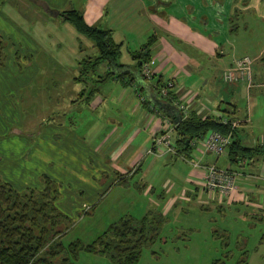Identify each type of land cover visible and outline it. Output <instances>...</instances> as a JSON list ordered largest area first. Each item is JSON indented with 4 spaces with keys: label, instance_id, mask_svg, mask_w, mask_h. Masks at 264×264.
<instances>
[{
    "label": "crops",
    "instance_id": "0c3cea01",
    "mask_svg": "<svg viewBox=\"0 0 264 264\" xmlns=\"http://www.w3.org/2000/svg\"><path fill=\"white\" fill-rule=\"evenodd\" d=\"M43 1L47 6L0 0V35L7 42L5 64L0 66V134L8 136L0 140V176L17 189L41 187L40 176L47 174L59 184L55 203L66 214L79 207L90 209L115 186L134 182L138 189L152 190L155 176L148 179V172L157 169L158 176L163 165L173 161L158 159L146 149L163 129L167 113L176 110L177 99L199 115L233 117L235 138L245 145L264 142V59L259 66L252 59V78L244 79L247 103L239 115L232 98L234 83L241 80L221 78L222 70L242 56L237 55L239 26L234 21L230 27L233 11L263 9L264 0ZM70 7L82 10L88 23L111 28L121 42L119 61L124 66H113L120 74L96 81L98 90L92 94L88 88L94 87L93 79L76 74L79 58L94 52L93 43L60 18L59 12ZM258 18L264 21V10ZM151 37L147 62L152 76L145 77L130 50ZM259 53L264 58V46ZM108 68L110 64L102 63L97 73ZM168 79L174 85L164 96L161 82ZM35 111L37 124L27 127ZM171 137L175 140L174 129ZM191 145L186 158L181 156L187 164L186 183L211 193L202 187L204 170L189 159L199 156L203 163L228 166L237 173V189L230 198L215 195L214 200L222 206L253 198L264 214V157L230 162L228 154H219L209 159L211 152ZM119 174L126 179L119 180ZM158 177L165 189L167 178ZM182 189L184 195L187 189ZM168 203L170 199L165 207Z\"/></svg>",
    "mask_w": 264,
    "mask_h": 264
},
{
    "label": "rangeland",
    "instance_id": "374dc122",
    "mask_svg": "<svg viewBox=\"0 0 264 264\" xmlns=\"http://www.w3.org/2000/svg\"><path fill=\"white\" fill-rule=\"evenodd\" d=\"M263 10L261 7L243 11L237 9L234 18L239 26L237 55L251 56L253 65L256 66L264 59L259 55L264 46V21L258 18L259 12L263 13ZM234 85L235 96L232 100L234 99L239 115L245 109L247 93L244 80L237 81ZM229 99L228 96L226 100ZM31 114L35 118L30 117L31 123L27 127L37 124L38 112ZM25 117L22 116V120ZM20 126L24 128V124ZM35 136L36 134L33 135ZM6 137L8 136L0 134V140H6ZM226 154L227 148L220 154L221 158H225ZM161 155L157 154L156 157L173 161L172 164L163 165L159 174L168 180L165 189L160 186V177L156 176L157 169H151L147 176L148 179L155 176L152 190L138 189L134 182L131 186L112 187L90 209L83 210L79 207L67 214L69 221L61 237L63 243L76 239L89 243L122 215L140 217L148 210H160L164 220L159 234L154 241L142 247L135 264H212L215 259H219V264H264V214L255 207L253 198L244 202L245 204L221 206L214 200L216 193L202 192L200 189L196 190L194 184L186 183L184 174L187 164L180 155ZM214 155L209 153L208 158L212 159ZM33 177L29 176L30 179ZM182 188L187 189L184 190L188 197L185 193L183 195ZM169 199L170 203L165 207ZM74 264L117 263L110 262L105 254L80 249Z\"/></svg>",
    "mask_w": 264,
    "mask_h": 264
},
{
    "label": "trees",
    "instance_id": "16d2710c",
    "mask_svg": "<svg viewBox=\"0 0 264 264\" xmlns=\"http://www.w3.org/2000/svg\"><path fill=\"white\" fill-rule=\"evenodd\" d=\"M33 1L47 6L43 0ZM59 15L93 43L94 52L79 58L76 74L79 79H93L94 87L88 88V94H92L98 90V81L102 82L120 74L113 66L119 68L124 66L119 61L121 42L113 38L111 28L88 23L82 10L78 8L63 9ZM236 15L235 9L229 19L231 29L235 26ZM151 43L152 37L139 48L130 50L131 57L136 60L135 66L140 71L141 65L150 59ZM6 45V40L0 35V66L5 64ZM15 61L19 63L18 53L15 55ZM102 63L110 64V68L98 74ZM164 83L161 82V86ZM171 89L172 87L164 96L170 95ZM176 110H171L167 114L175 123L178 153L189 154L193 139L215 129L230 134V142L227 145L230 162L245 157H264V142L245 145L239 138H235L233 117L223 122L220 116L214 114L199 115L190 110L183 116ZM122 176L119 174V180L126 179ZM40 181L41 187L26 186L17 189L0 176V264H74L80 249L105 254L113 263L135 264L142 247L154 241L159 234L164 220L163 213L160 210H149L140 217L122 215L89 243H82L80 239H76L64 244L61 237L65 233L69 216L55 203L60 195L59 184L45 173L41 174ZM218 262L219 259H215L212 264H219Z\"/></svg>",
    "mask_w": 264,
    "mask_h": 264
},
{
    "label": "built area",
    "instance_id": "2783aa9c",
    "mask_svg": "<svg viewBox=\"0 0 264 264\" xmlns=\"http://www.w3.org/2000/svg\"><path fill=\"white\" fill-rule=\"evenodd\" d=\"M141 71L145 77L152 76L148 62L143 63ZM221 78L225 81L244 79L250 81L252 78V57L245 54L234 59L231 65L222 70ZM173 85V81L168 79L161 86V93L166 95L169 88L173 87ZM175 106L183 116L188 113L187 103H185L184 99H177L175 101ZM220 120L226 122L227 118L221 117ZM163 122V129L154 137L153 145L146 149V151L156 154L173 153L184 158V155L178 153L175 140L171 137V132L174 129L175 123L170 117H165ZM235 124L236 122L232 121V125L234 126ZM229 142L230 134L212 129L193 139L191 143L200 146L203 152H211L215 155H219L225 151ZM189 160L193 167L204 170L203 189L211 193H216L220 200H222L221 198H230L232 196L238 186L236 180L237 173L235 170L228 166L217 165L214 162L203 163L199 156Z\"/></svg>",
    "mask_w": 264,
    "mask_h": 264
}]
</instances>
